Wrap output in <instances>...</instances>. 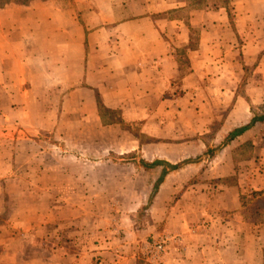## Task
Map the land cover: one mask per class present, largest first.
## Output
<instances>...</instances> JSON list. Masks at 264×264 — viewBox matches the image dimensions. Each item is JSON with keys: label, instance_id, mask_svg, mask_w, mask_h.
<instances>
[{"label": "crops", "instance_id": "1", "mask_svg": "<svg viewBox=\"0 0 264 264\" xmlns=\"http://www.w3.org/2000/svg\"><path fill=\"white\" fill-rule=\"evenodd\" d=\"M230 3L233 22L227 6H198L187 24L168 17L187 6L186 0H32L0 6V217L8 185H25L17 201L30 198L54 208L32 204L20 217L33 223L28 230L0 225V264H57L53 255L21 252L27 233L48 235L53 225L72 235L75 246L72 254L70 241L61 243L62 264H92L97 258L108 264H264V223L239 209L241 193L264 189V144L256 131L264 123L228 138L211 156L214 141L204 139L226 138L249 123L250 105L264 100L252 99L245 89L250 101L237 96L215 132L202 128L214 117L195 111L202 99L194 97L193 66L180 79V92L166 96L178 86L177 49L188 46L192 27L201 31L189 57L215 63L222 50L231 56L235 31L241 32L244 64L259 59L256 71L264 75V0ZM101 109L118 111L124 122H142V134L160 142L141 144L119 129L131 141L100 148L102 128L120 126L105 123ZM164 116L175 124L172 131H149L151 121ZM43 134L62 144L40 145ZM86 138L94 139L82 145ZM248 141L254 145L251 157L234 160V147ZM59 151L62 159L55 160L52 154ZM135 151L144 162L97 155ZM20 170L28 171L26 180ZM162 235L175 240L167 242L160 259L151 260L147 241ZM53 246L31 241L33 249Z\"/></svg>", "mask_w": 264, "mask_h": 264}, {"label": "rangeland", "instance_id": "2", "mask_svg": "<svg viewBox=\"0 0 264 264\" xmlns=\"http://www.w3.org/2000/svg\"><path fill=\"white\" fill-rule=\"evenodd\" d=\"M187 6L183 8H178L177 10H172L168 12V17H173L174 15L178 17V20L183 22L184 24L189 23L190 20V10L194 8L195 6H205L208 7L209 9L213 8H218V6H227L228 7V19L231 20V22L234 21V14L232 12V7L231 6V0H186ZM184 28V26H183ZM200 31L201 27H192L190 28L188 34L191 38V41H189L188 46H192L194 43H197L198 37H200ZM185 33L186 30H185ZM237 35V41L235 42V50L233 51L234 54L231 56H225V52L222 50L220 51V56L217 57L215 60V63H212V59H209L208 57H200V56H194L193 58L189 57L187 55L186 59L188 58V63H186L183 59L182 56L178 55V79H173L174 83L178 82V86L173 85L172 89L166 93V96L172 95V94H178L180 92L179 88L181 86V78L185 74V70L187 69V64L188 66H193L196 75V85L194 88L195 92L197 93L194 97H198L199 99L201 98V104H199L195 107V111H200L201 113L204 114H209L210 116L214 117V120L210 123L203 124V129H209L212 131L217 132L220 130L221 125L224 120V116L226 115V112L231 108L233 105V102H235V99L237 96L244 98L247 101H250L249 96H244L245 89L249 90V94L252 96V99L254 100H264V75L261 72L256 71V66L258 64V61L256 63L251 62L247 65L244 64L242 54L240 51L241 45L243 43V38H245L244 34L241 32H236ZM238 44V46H237ZM217 61V62H216ZM254 83L259 85L257 88L254 86ZM251 88H254L251 89ZM207 100L209 103H207ZM158 109L159 107L156 106L154 107ZM102 114L104 116V122L107 120L111 119L113 115L111 113H108L106 110L101 109ZM160 116V115H156ZM167 116H164V120L159 121V120H152L150 125L147 126L149 131L151 132H159L161 130H166L167 131H172V128H174L175 124L169 125L168 120L166 121L165 118ZM162 118V117H161ZM72 124V123H71ZM126 124H129L126 122ZM96 130H98V126L95 127ZM170 128V129H169ZM115 129V130H114ZM119 129H124L128 131L132 136L135 137V141L139 140L141 144H144L146 142H150L152 144H158L160 142V139L158 137H148L142 134L143 130V125L142 122H130V125H124L119 126L116 125L114 128L110 129L109 127L102 128L101 132V138L97 139L100 140V148L103 146L107 145H112L115 147H120L124 145L125 143H129L131 141V138H124L122 137V134H120ZM94 130V129H92ZM258 135H259V143L264 144V126L257 128L256 129ZM211 134H208L206 137H204L205 140L208 142H211L212 140L214 141L212 143L211 151L209 152V155H213L214 152H216L220 147H222L225 142L226 138H220L219 137H213V139L210 137ZM50 135L48 134H43L40 136L42 141L40 145L44 146H51V145H56L57 147L62 144L61 140L58 138L48 137ZM92 139H85L84 141H80L82 145H90V141ZM168 142L170 138H166ZM89 140V141H88ZM96 140V139H95ZM239 140H236L233 142V144L237 145ZM250 142V141H248ZM97 147H99L97 145ZM155 147V146H154ZM239 146H235V149L233 150V156L237 160H239L242 156H244L248 151L249 148L246 145H243L241 148L238 149ZM99 149V148H98ZM158 149V148H157ZM62 151H59V153H53L52 157H55V160H61L62 155H60ZM100 154V159L101 160H106L108 156L115 161L116 158H123V161H139L140 163L144 162L141 157L140 153H137L136 151L134 153H129L125 154L122 156H118L115 154H110L107 155L105 153L99 152L97 155ZM47 160L52 161L49 157ZM41 161V159L39 160ZM157 161V160H154ZM20 176L23 180H26L29 177L28 171L25 170H20ZM231 181V180H229ZM29 188V186L27 185ZM22 188H25V185L22 186H13V185H8V193L6 196V203H5V211L0 217V225L4 224L6 226H15V225H20L24 227V229H30L27 227H30L33 225L31 223V220H20L21 215H23L25 210H31L32 206L38 205V204H43L45 207H48L51 209L52 208V203H37L35 200L28 198V201H17L15 199V195L20 193V190ZM173 196L178 197V192H175ZM173 197V199H174ZM35 204V205H32ZM241 210L242 208L239 207ZM21 213V214H20ZM19 215V216H18ZM246 216V215H245ZM17 218V220H15ZM248 218V217H247ZM45 222V221H44ZM57 225H53L49 227L48 230V235H40V234H35L34 237L32 234L27 233L26 239L25 240V248L22 249V255L24 257H28L34 254H44L48 256H55L56 263L57 264H62L63 261H60L59 259L62 258V255H64V252H66V249L62 247V242L63 241H70V245H67V252L74 254L75 253V246L73 245V239L68 238V233H66L65 230H62L63 228H56ZM63 227V226H61ZM73 228V225H72ZM74 233L73 231L71 234ZM42 236V238H41ZM163 236V235H162ZM33 237V238H32ZM161 237V236H158ZM156 237V238H158ZM153 239V238H152ZM152 239H149L147 241V245L149 242L152 241ZM38 241L39 243H42L43 246L46 245V243L53 242L55 246L53 248H38V249H33L31 247V241ZM57 245V246H56ZM148 247V246H147ZM146 247V248H147ZM264 247V246H263ZM263 253H264V248H263ZM145 254L149 255L148 250L145 249ZM264 262V261H263Z\"/></svg>", "mask_w": 264, "mask_h": 264}, {"label": "trees", "instance_id": "3", "mask_svg": "<svg viewBox=\"0 0 264 264\" xmlns=\"http://www.w3.org/2000/svg\"><path fill=\"white\" fill-rule=\"evenodd\" d=\"M32 0H0V6H4L5 4L8 3H19V4H26ZM198 7V6H195ZM231 22V20H230ZM189 41H191V38H189ZM197 43H194L192 46H187V47H182L177 49L178 55L182 56L185 62L188 63V58L187 57V51L191 48H194ZM190 70V66L187 64V69L185 70V73ZM98 107L101 108V104L98 102ZM108 113H111L113 117L109 120H107L105 123L112 124V123H117L120 124V126L124 125H130L126 124L119 115V112L116 110H110V109H105ZM250 112H251V119L249 123L238 126L233 128L228 132V135L226 137V140L228 138H234L240 133H242L244 130L248 129L250 126H252L255 123H264V105H250ZM243 145H246L249 148V151L242 156L240 159H247L251 157L253 154L254 150V145L251 142H245L242 145L238 147L241 148ZM236 151V149H235ZM234 160H237L235 156H233ZM153 163H156L155 161ZM178 164L176 165H171V168H177ZM231 182L235 181V176L231 177L230 179ZM239 203L240 207L243 210V213L251 219L254 223H264V189H258V190H249L244 193H241L239 195Z\"/></svg>", "mask_w": 264, "mask_h": 264}, {"label": "built area", "instance_id": "4", "mask_svg": "<svg viewBox=\"0 0 264 264\" xmlns=\"http://www.w3.org/2000/svg\"><path fill=\"white\" fill-rule=\"evenodd\" d=\"M170 240H175L174 236L171 235H163L158 238H153L151 242H149L148 247L146 248L148 250V253L151 260L160 259L162 254L165 251V247L167 245V242ZM92 264H108L105 260L102 258H97L93 261Z\"/></svg>", "mask_w": 264, "mask_h": 264}]
</instances>
